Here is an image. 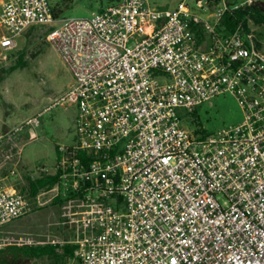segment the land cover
I'll return each mask as SVG.
<instances>
[{"label": "built area", "instance_id": "built-area-1", "mask_svg": "<svg viewBox=\"0 0 264 264\" xmlns=\"http://www.w3.org/2000/svg\"><path fill=\"white\" fill-rule=\"evenodd\" d=\"M256 1L163 11L119 0L58 20L49 0L1 4L0 56L31 27L54 26L49 39L74 81L11 133H35L57 106L77 113L72 142L57 147L61 181L36 199L0 192V227L60 196L87 213L81 238L68 239L78 264H264V38L251 19L248 30L224 24ZM225 94L244 120L201 135L188 116Z\"/></svg>", "mask_w": 264, "mask_h": 264}, {"label": "rangeland", "instance_id": "rangeland-1", "mask_svg": "<svg viewBox=\"0 0 264 264\" xmlns=\"http://www.w3.org/2000/svg\"><path fill=\"white\" fill-rule=\"evenodd\" d=\"M181 1L149 0V3L159 10L172 11ZM66 2L50 0L55 11L63 10L65 19L90 18L108 5L107 0H73L71 8L65 9ZM49 33V27L39 29L37 34L27 31L16 41L15 47L0 56V178L5 177L2 183H9L21 192L27 187L29 174L37 175L42 168L54 172L58 159L56 148L71 143L75 133L76 107L60 106L44 113L35 133H11L15 126L51 106L74 83ZM21 57L23 65L18 63ZM189 118H195L200 128L217 131L240 124L244 113L237 99L225 94L206 102ZM50 198L40 201L45 203L42 207L32 201L33 208L28 216L0 229V248L11 244L41 245L80 239L82 235L75 232L87 213L76 201L59 206ZM85 210L91 211L87 206ZM8 264L59 263L51 257H22ZM60 264H66V260Z\"/></svg>", "mask_w": 264, "mask_h": 264}, {"label": "trees", "instance_id": "trees-1", "mask_svg": "<svg viewBox=\"0 0 264 264\" xmlns=\"http://www.w3.org/2000/svg\"><path fill=\"white\" fill-rule=\"evenodd\" d=\"M66 1L67 2H66L65 9H70L71 8L70 6L72 5L73 0H66ZM118 1L119 0H107L108 5L106 7L116 4L118 3ZM51 8H52V12H53V16L55 20L65 19L62 16L63 10L55 11L52 5H51ZM104 8H102L100 11H102ZM249 19H251L259 28H261L258 35L261 38H264V27H263L264 26V2L263 1L257 0L252 5H248V6L240 8L233 15L225 16L224 24L226 25L228 32H234L239 29L240 24H242L243 27L247 29ZM43 27H49L50 33L54 30V26L35 25L31 27L28 30V32L37 34L38 30ZM8 59H11V55L8 57ZM1 63H2V60H0V64ZM18 63L19 65L24 64V62L22 61V57L20 58ZM193 113H195V111ZM193 119L194 121H192V123L195 124V118ZM200 131H201L200 134L203 136L210 135L216 132V130L208 131L204 128L200 129ZM56 152H57V148H56ZM61 178L62 177H61L60 171L56 172L55 174L49 173V172H40L37 175L29 174V176L26 177L27 187L24 189V192L22 193L27 194L28 197L31 199H36L38 195H40V193L44 192L48 194L56 186V184H58L61 181ZM52 201L54 205L62 206L64 204V200L60 196H57ZM69 240L67 242H51V243H46V244H41V245H27V244L7 245L4 248H0V264H8L13 260L15 261L22 257H26L29 259H35V258H41V257H51L59 264L61 263V261H64V260H66V264H68V261L70 259L71 260L77 259V256H76L77 246L75 244L68 243Z\"/></svg>", "mask_w": 264, "mask_h": 264}, {"label": "crops", "instance_id": "crops-1", "mask_svg": "<svg viewBox=\"0 0 264 264\" xmlns=\"http://www.w3.org/2000/svg\"><path fill=\"white\" fill-rule=\"evenodd\" d=\"M7 1H9V0H0V5L1 4H3V3H5V2H7ZM19 40V39H18ZM21 155V154H20ZM10 157V156H9ZM1 164V163H0ZM47 170V169H46ZM48 171V170H47ZM53 171V170H52ZM48 172H50V173H52L51 171H48ZM5 180V177L4 178H0V192H2V191H5V190H9V189H13L14 187L11 185V184H9V183H2L3 181ZM17 190V189H16ZM17 221V220H16ZM12 223H14V222H12ZM12 223H10V224H12ZM9 224H7V225H5V226H2V227H0V229H2L3 227H6V226H8ZM74 261V262H73ZM77 261V260H76ZM68 264H76L75 263V260H69V263ZM77 264H78V261H77Z\"/></svg>", "mask_w": 264, "mask_h": 264}]
</instances>
